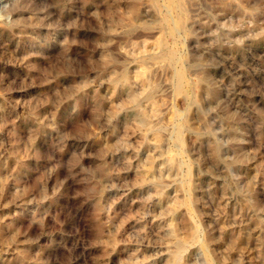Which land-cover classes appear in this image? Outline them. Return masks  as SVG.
<instances>
[{
    "label": "rangeland",
    "instance_id": "rangeland-1",
    "mask_svg": "<svg viewBox=\"0 0 264 264\" xmlns=\"http://www.w3.org/2000/svg\"><path fill=\"white\" fill-rule=\"evenodd\" d=\"M0 264H264V0H0Z\"/></svg>",
    "mask_w": 264,
    "mask_h": 264
},
{
    "label": "bare ground",
    "instance_id": "bare-ground-1",
    "mask_svg": "<svg viewBox=\"0 0 264 264\" xmlns=\"http://www.w3.org/2000/svg\"><path fill=\"white\" fill-rule=\"evenodd\" d=\"M172 1V3H173V0H171ZM170 5H172V4H170ZM134 19H135V17H134ZM177 22V21H176ZM181 25V24H180ZM165 28V27H164ZM177 29V28H176ZM175 29V30H176ZM161 40H159V42H160ZM162 42V41H161ZM256 46V45H255ZM162 47V46H161ZM169 47V46H168ZM174 51V50H173ZM256 52V51H255ZM257 53V52H256ZM166 54V53H165ZM259 54V53H258ZM166 57V56H165ZM169 61V60H168ZM144 69V68H143ZM141 70H142V68H141ZM142 72H143V70H142ZM201 74V73H200ZM180 76V79H181V75H179ZM130 80H129V76H124L123 77V79H122V84L124 85V87H128V86H130ZM181 83V82H180ZM180 85V84H179ZM189 90H190V88H189ZM195 92V91H194ZM131 98V100L133 101V102H135V101H137V99H138V96L137 95H135V94H132V96L130 97ZM141 111V113L144 115L145 114V112L143 111V110H140ZM155 113V112H154ZM157 114H158V112H157ZM156 114H154V116H155ZM147 118V117H146ZM141 119V118H140ZM142 120V119H141ZM148 120V119H147ZM140 121V120H139ZM155 121V120H154ZM148 122H149V120H148ZM153 122V121H152ZM147 123V122H146ZM154 123V122H153ZM152 123V124H153ZM151 124V125H152ZM148 125V124H147ZM150 127V126H149ZM157 134H159V133H157ZM161 134V133H160ZM159 134V136L161 137V135ZM158 137V136H157ZM161 141V140H160ZM159 145H161L160 144V142H159ZM166 153V152H165ZM170 156V155H169ZM175 156V155H174ZM166 157V156H165ZM166 158H168V157H166ZM175 158V157H174ZM170 159V158H169ZM168 159V160H169ZM171 159H172V156H171ZM164 161V160H163ZM166 161H167V159H166ZM172 162H174V161H172ZM170 162H168L167 164H169ZM172 165V164H171ZM169 167H171L170 165H169ZM174 167V166H173ZM150 171V168H146L145 170H143V172H142V175H141V178H140V182L142 183V184H145L146 182H147V177H146V174L148 173ZM147 172V173H146ZM189 175V174H188ZM157 180H158V178H157ZM156 181V180H155ZM154 181V182H155ZM190 182V181H189ZM162 186V185H161ZM183 186V185H182ZM146 187V186H145ZM163 187V186H162ZM184 188V187H183ZM187 199V198H186ZM191 200V199H190ZM191 202V201H190ZM183 205H185V204H183ZM190 206V205H189ZM189 209V208H188ZM178 212V211H177ZM174 218V217H173ZM170 219H171V217H170ZM174 221V220H173ZM168 229V228H167ZM170 233H173L174 232V227H173V224L171 225V227H170ZM197 230V229H196ZM198 233V232H197ZM195 236V235H194ZM193 238H195V237H193ZM180 248H181V245H176V249L175 250H173L171 253H170V258H169V260L171 261V262H176L177 260H179L180 259ZM182 248H185V247H182ZM43 254V253H42ZM169 254V253H168ZM166 255H167V253H166ZM182 259V258H181ZM180 259V260H181ZM183 260V259H182ZM47 262V261H46Z\"/></svg>",
    "mask_w": 264,
    "mask_h": 264
}]
</instances>
